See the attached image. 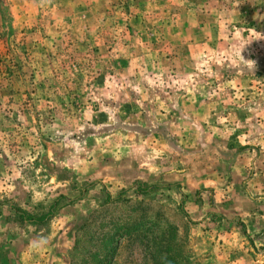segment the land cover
Instances as JSON below:
<instances>
[{"label":"rangeland","instance_id":"obj_1","mask_svg":"<svg viewBox=\"0 0 264 264\" xmlns=\"http://www.w3.org/2000/svg\"><path fill=\"white\" fill-rule=\"evenodd\" d=\"M0 264H264V0H0Z\"/></svg>","mask_w":264,"mask_h":264},{"label":"trees","instance_id":"obj_2","mask_svg":"<svg viewBox=\"0 0 264 264\" xmlns=\"http://www.w3.org/2000/svg\"><path fill=\"white\" fill-rule=\"evenodd\" d=\"M147 191H136V194H143L146 193ZM64 199L63 196H59L55 201H53L48 208H46V213H43L41 210L40 212L34 213V214H30L26 211H23L22 209H20L19 207H15L13 208L14 211L17 213V215H19V219L21 221H25L28 223H32V224H43L44 222L47 221V219H50L56 211L59 210L60 207V202ZM107 200H110V196L107 195ZM16 206V205H15Z\"/></svg>","mask_w":264,"mask_h":264}]
</instances>
